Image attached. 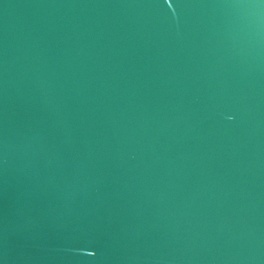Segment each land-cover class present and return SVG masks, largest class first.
Instances as JSON below:
<instances>
[{
    "label": "water",
    "instance_id": "1",
    "mask_svg": "<svg viewBox=\"0 0 264 264\" xmlns=\"http://www.w3.org/2000/svg\"><path fill=\"white\" fill-rule=\"evenodd\" d=\"M0 264H264V0H0Z\"/></svg>",
    "mask_w": 264,
    "mask_h": 264
}]
</instances>
